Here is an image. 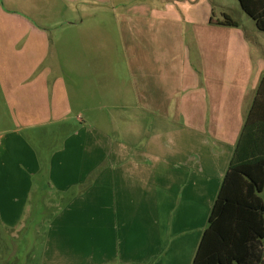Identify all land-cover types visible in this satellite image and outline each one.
I'll list each match as a JSON object with an SVG mask.
<instances>
[{"label": "crops", "instance_id": "crops-1", "mask_svg": "<svg viewBox=\"0 0 264 264\" xmlns=\"http://www.w3.org/2000/svg\"><path fill=\"white\" fill-rule=\"evenodd\" d=\"M175 5L141 6L140 17L123 23L135 38L130 94L116 107L112 136L70 124L75 132L66 138L49 133L54 150L42 152L48 137L27 132L73 120L51 44L42 39L40 51L3 60L13 125L0 135V229L22 232L41 213L42 199L52 196L60 208L46 247L54 264L194 262L263 77L251 71L248 38L237 28L210 24L211 5L188 21L194 52L170 49L171 38L182 39L179 30L171 36L181 21ZM193 60L197 68L188 69ZM171 78L179 83L171 87ZM149 113L157 125L177 114L182 127L152 135L138 150L136 132H144L138 126L154 124ZM78 121L87 124L84 117Z\"/></svg>", "mask_w": 264, "mask_h": 264}, {"label": "rangeland", "instance_id": "rangeland-1", "mask_svg": "<svg viewBox=\"0 0 264 264\" xmlns=\"http://www.w3.org/2000/svg\"><path fill=\"white\" fill-rule=\"evenodd\" d=\"M161 3H177L175 6L180 14L181 21L176 23V29H171V36L179 30L182 39L171 38L170 49L177 51L180 48L182 53L185 47L187 52H194L193 32L188 21L197 20L199 10L211 5L215 19L229 15L239 22L237 29L248 38L252 49L251 71L254 76L264 77V32L257 29L255 21L242 10L238 0H0V135L13 125L12 112L2 88L6 81L3 60L19 53L40 51L43 39L51 44L54 70L67 85L73 120L69 125L57 124L46 131H28L31 137L40 134L49 139L44 147L34 139L33 143L42 152L54 150V140H50L48 134L66 138L75 132L70 124L77 130L81 127L101 129L112 136L116 115L120 114L116 107L123 101L122 95L130 94L129 53L135 38L123 23L130 16L140 17L137 13L141 6L153 8ZM42 27L44 35L40 33ZM191 65L197 68L194 60L188 61V69ZM188 80L192 83V78ZM178 83L171 78V87ZM159 111L166 115L175 113L174 110ZM172 115L169 124L157 125L155 115L149 113L148 118L155 117L154 124L148 120L147 125L138 126L144 127V132H136L135 148L144 150L152 135L182 127L178 115ZM79 116L84 117L87 124L80 123ZM52 198L47 195L42 199L38 211L41 213L35 217L37 221L28 220L22 232L13 236L0 229V264H54V256L47 254L46 247L51 220L60 208L56 210L57 203Z\"/></svg>", "mask_w": 264, "mask_h": 264}, {"label": "trees", "instance_id": "trees-1", "mask_svg": "<svg viewBox=\"0 0 264 264\" xmlns=\"http://www.w3.org/2000/svg\"><path fill=\"white\" fill-rule=\"evenodd\" d=\"M264 32V0H238ZM211 25L239 28L229 15ZM193 264H264V77L212 207Z\"/></svg>", "mask_w": 264, "mask_h": 264}]
</instances>
